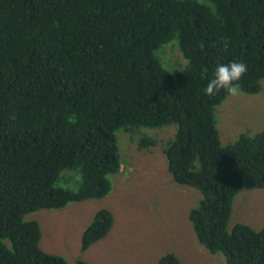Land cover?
<instances>
[{"label": "trees", "instance_id": "obj_1", "mask_svg": "<svg viewBox=\"0 0 264 264\" xmlns=\"http://www.w3.org/2000/svg\"><path fill=\"white\" fill-rule=\"evenodd\" d=\"M233 60L248 66L240 91L258 94L264 0H0V264H70L26 217L105 198L127 166L117 133L144 150L161 143L141 130L167 126L172 182L202 195L189 214L199 243L226 264H264V226L229 224L239 193L264 189V131L224 146L229 94L203 91ZM113 225L99 210L82 252Z\"/></svg>", "mask_w": 264, "mask_h": 264}, {"label": "rangeland", "instance_id": "obj_2", "mask_svg": "<svg viewBox=\"0 0 264 264\" xmlns=\"http://www.w3.org/2000/svg\"><path fill=\"white\" fill-rule=\"evenodd\" d=\"M216 120L224 146L235 143L241 135L264 131V81L258 94L240 91L237 96L229 95L218 106ZM141 133L161 144L137 150L119 131L118 145L127 166L122 165L119 173L110 176L112 191L108 196L26 217L41 227L40 248L70 264L79 260L89 264H158L167 254L176 255L182 264H226L224 255L212 254L199 243L189 219L190 212L199 206L201 193L172 182L162 146L173 138L174 130L167 126ZM101 209L113 214L114 225L103 240L82 252L83 234ZM229 224L230 228L245 224L261 230L264 189L241 191L234 200Z\"/></svg>", "mask_w": 264, "mask_h": 264}, {"label": "clouds", "instance_id": "obj_3", "mask_svg": "<svg viewBox=\"0 0 264 264\" xmlns=\"http://www.w3.org/2000/svg\"><path fill=\"white\" fill-rule=\"evenodd\" d=\"M204 71L207 73V69ZM247 72L248 66L242 61L233 60L227 64L216 65L211 77H206L204 94L211 97L224 90L231 96L239 95L241 90L239 82Z\"/></svg>", "mask_w": 264, "mask_h": 264}]
</instances>
